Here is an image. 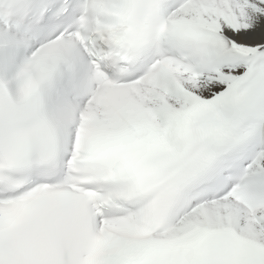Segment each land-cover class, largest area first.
Wrapping results in <instances>:
<instances>
[{
    "label": "snow or ice",
    "instance_id": "1",
    "mask_svg": "<svg viewBox=\"0 0 264 264\" xmlns=\"http://www.w3.org/2000/svg\"><path fill=\"white\" fill-rule=\"evenodd\" d=\"M0 264H264V0H0Z\"/></svg>",
    "mask_w": 264,
    "mask_h": 264
}]
</instances>
